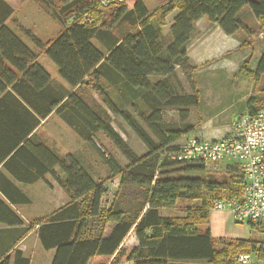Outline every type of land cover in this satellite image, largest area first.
<instances>
[{
  "label": "trees",
  "instance_id": "obj_1",
  "mask_svg": "<svg viewBox=\"0 0 264 264\" xmlns=\"http://www.w3.org/2000/svg\"><path fill=\"white\" fill-rule=\"evenodd\" d=\"M132 1L130 8H102L95 0H42L50 18L61 27L54 39L42 42L22 27L19 33L25 40L9 28L6 22L12 19L13 10L0 0V92L10 86L42 118L54 110L80 111L91 133H103L128 162L122 170L106 160L105 168L110 169L111 176L105 177L97 167L99 147L93 142L85 143L84 156L99 177L94 181L72 155L61 158L44 146H37L40 159L45 161L40 174L49 172L55 176V170L59 171L63 178H56V182L69 197V203L48 217L32 220L26 231L36 229L42 249L54 251L51 264H89L94 258H108L110 264H236L235 258L240 254H254L259 263H264V241L215 239L208 228L209 206L218 200H237L242 196L244 178L237 165H225V177L214 180L203 165L172 159L177 146L170 149L168 159L158 167L149 160L188 132L162 130L163 109L172 111L198 104L194 79L191 97H175L169 85L175 67L185 68L187 64V46L196 23L205 18L227 37L243 36L240 47L251 48V41L264 33V0H168L152 12L147 10L145 0ZM245 8L256 22V31L242 24L240 13ZM39 53L52 62L59 78L74 90L59 92L57 97L52 90L48 107L43 95L47 94L51 78L38 62ZM246 64L247 61L237 74L246 73L257 88L264 78V54L255 70L248 71ZM194 72L195 68L191 70L192 77ZM153 76L163 80L153 84ZM116 86L129 92L145 91L141 97L149 115L141 113L135 118L121 110L108 93ZM87 88L98 95L102 105L86 100L83 91ZM28 90L37 97L35 100L25 96ZM263 105L261 85L247 99L245 113L254 114ZM112 115L121 118L145 142L143 129L138 125L141 121L160 143L158 149L137 157L112 128ZM114 179L119 180L118 191L131 185L144 193L143 200L131 209H122L117 195L102 209L105 186ZM181 201L195 202L197 206L187 209L183 217L160 214ZM23 223L0 200V226ZM132 231L137 245L126 247L124 242ZM12 254L11 261L6 251L0 264L30 263L19 251Z\"/></svg>",
  "mask_w": 264,
  "mask_h": 264
},
{
  "label": "rangeland",
  "instance_id": "obj_2",
  "mask_svg": "<svg viewBox=\"0 0 264 264\" xmlns=\"http://www.w3.org/2000/svg\"><path fill=\"white\" fill-rule=\"evenodd\" d=\"M4 1L9 4L14 14L13 18L8 21V25L18 33L20 27H22L29 30L42 42H47L54 39L60 32L61 27L50 18L47 12L48 9H46L42 0ZM164 1L165 0H145V6L148 9H152L162 4ZM132 3V0H128L126 6L130 8ZM240 18L242 24L248 29L257 30L256 22L249 10L246 8L242 10ZM70 21H72V19H70L68 23H70ZM170 24L171 22L169 21L168 26L163 29V36L166 35ZM219 31L221 30H218L215 25L209 23L205 18H202V20L195 25L193 34L190 36L187 46L189 58L185 68L175 67L174 76L172 79H169V85L173 88L174 96L181 98L192 96V82L194 79L198 104L196 107L188 108L181 106L177 110L171 109L172 111H170L169 108L163 109V120L161 121L162 130L188 132L175 144L160 149V151L149 158L156 167L164 160L168 159L172 147H179L183 144L187 136L191 134L198 135L199 132L204 130L203 126L205 122L210 120V117L216 116L219 112L220 115L217 116V120L222 123L226 122L230 115L229 111L231 110L229 105L237 99L242 98V96L237 95L239 91L243 93V96L247 93H249L250 96L257 93V88L249 78L243 75L244 73H242V75L236 73L245 61L248 63L246 68H255L257 60L264 54V41L263 39L258 40L260 34H262L264 38V33H260L255 41H251V48L240 47V39H243L241 38L243 36L236 35L235 38L233 37L234 39H232L235 41H231L234 47L230 49L229 41L225 40ZM19 34L24 38L21 33ZM244 40L247 41V39ZM164 43V45L168 44L166 41ZM38 62L45 66L50 73L56 72L57 75L56 67L46 56L39 53ZM194 68L195 72L192 77L191 70ZM150 79L153 84L163 80V78L159 76H153ZM239 79L248 80V84L245 86L244 90L242 88L243 85H238L237 81H239ZM235 80L237 81L234 82ZM260 85H264V78ZM105 90L108 91V87H106ZM131 92L130 99L125 97L122 93H114V101L118 107L121 110L128 111L130 115L135 118H139L141 113L145 114V116L149 115L150 112L147 110L144 97H141L144 95L145 91L137 89ZM83 93L86 100L89 102L97 106L102 105L100 98L91 88L85 89ZM97 101L99 103H97ZM110 121L112 122L111 125L113 124L112 128L114 127L113 129H115L137 157H143L147 155L151 149H158L160 146L157 139L147 130L141 121H138V125L143 129V139L145 142L140 140L121 118H116L112 115L110 116ZM206 130L209 132V129ZM90 138L93 140L88 139L86 145H88L89 142H93L97 144V147L101 150H99V158H96L98 161V171H102L101 173L104 174L103 176H111L110 169L105 168V163H107L106 160H111L122 170L128 166V162L125 158L122 157L113 143L103 133L99 132ZM202 138L207 140L208 136L205 135ZM75 152L77 155L76 157L80 160L86 173H88L94 181H98V174L89 166V161L84 156V151H82V149H77ZM229 162L230 161H228V163ZM207 175L211 176L214 180H222L226 175L225 165L216 166L213 170L208 172ZM118 184V179H114L106 184L105 187L107 188V192L102 197V209L106 208L107 205L112 202L114 196L117 195L119 203L123 205L121 206L122 209H131L143 200L144 193L136 187L126 185L118 191ZM195 206H197L195 202L181 201L178 202L175 208L162 210L160 214L163 216L183 217L187 209ZM209 215L210 223L208 228L210 229L212 237L215 239L264 241V229H256L248 224L236 223L228 213L218 214V212H214L212 210V205L209 206ZM135 245H137V242L134 232L132 231L127 237L124 246L132 247ZM35 257L38 258L36 254ZM90 264H110V259L96 258L92 259Z\"/></svg>",
  "mask_w": 264,
  "mask_h": 264
},
{
  "label": "crops",
  "instance_id": "obj_3",
  "mask_svg": "<svg viewBox=\"0 0 264 264\" xmlns=\"http://www.w3.org/2000/svg\"><path fill=\"white\" fill-rule=\"evenodd\" d=\"M167 1L165 0L162 4ZM162 4L152 9L146 8L149 12H152ZM6 25L12 28L8 25V22H6ZM217 29L220 30L218 27ZM219 32H221L225 40L229 41V48L232 49L234 45L231 41H235L232 40L235 37H227L222 31ZM262 36L260 34L258 40H262ZM22 39L25 40L24 38ZM255 40L256 37L252 41ZM187 57L189 58L188 51ZM40 65L51 78L50 84L46 88L48 90L47 94L43 95V100H46V107L49 106L48 103L51 101L52 95L49 92L52 90L55 95L66 90H70V93L74 91L69 89L65 82L59 78L58 73L57 75L56 72L50 73L45 66ZM255 68L246 69L250 71L255 70ZM243 75L247 77L246 73ZM237 82L238 85H243V90L248 84V80L239 79ZM258 87H261V85ZM130 92L116 86L115 88H110L108 93L111 99L114 100V93H122L130 99ZM237 95L242 96V98L237 99L229 105L231 110L229 111L230 115L227 121L222 123L217 120V116L220 115L218 112L216 116L210 117V120L205 122L203 126L204 130L199 132L198 135H202L203 137L207 135L208 140H215L227 133L232 123L245 113V104L250 96L249 93L243 96L241 91ZM25 96H29L30 100L37 98L29 90L25 91ZM97 103L99 102L97 101ZM82 116L83 114L80 111L74 108H66L58 112L54 110L45 116V118H42L33 108L25 104L22 97L10 86L4 92H0V200L5 202L24 222L20 226H0V257L6 251H9L12 261V251L16 250L24 258L29 259V264H51L54 251L42 249L37 239L36 229L30 232L26 230L32 220L48 217L52 213L64 208L69 203V197L56 182V178H63V175L59 171L55 170V176L49 172L47 174H43V172L40 174L43 171L45 161L44 158L40 159V151L37 146L42 145L61 158L72 155L80 162L76 157L75 151L82 149L88 139L93 140L90 138L93 136L90 131L91 129L85 125ZM206 129H209V132ZM98 133L95 132L94 135ZM47 159L49 160L46 156V166H49ZM39 164H42V167L40 166L39 170H37ZM218 214L226 213L218 212ZM35 254L38 258L35 257Z\"/></svg>",
  "mask_w": 264,
  "mask_h": 264
},
{
  "label": "built area",
  "instance_id": "obj_4",
  "mask_svg": "<svg viewBox=\"0 0 264 264\" xmlns=\"http://www.w3.org/2000/svg\"><path fill=\"white\" fill-rule=\"evenodd\" d=\"M102 8L127 5L128 0H95ZM190 135L172 159L187 164H201L206 172L216 166L237 165L244 178L241 198L213 203L214 212L228 213L239 224L264 229V105L254 114L243 113L215 140ZM228 161H230L228 163ZM236 264L259 263L254 255L240 254Z\"/></svg>",
  "mask_w": 264,
  "mask_h": 264
}]
</instances>
